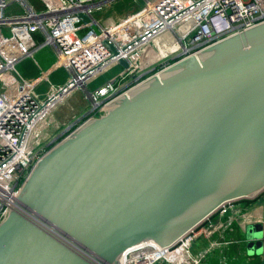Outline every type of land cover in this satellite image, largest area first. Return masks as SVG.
<instances>
[{
	"label": "water",
	"instance_id": "water-1",
	"mask_svg": "<svg viewBox=\"0 0 264 264\" xmlns=\"http://www.w3.org/2000/svg\"><path fill=\"white\" fill-rule=\"evenodd\" d=\"M263 190L264 21L152 74L48 147L0 221V264H117ZM244 233L246 253L264 256L263 224Z\"/></svg>",
	"mask_w": 264,
	"mask_h": 264
},
{
	"label": "built area",
	"instance_id": "built-area-1",
	"mask_svg": "<svg viewBox=\"0 0 264 264\" xmlns=\"http://www.w3.org/2000/svg\"><path fill=\"white\" fill-rule=\"evenodd\" d=\"M37 1L40 6L35 8L30 0H0V221L14 206L30 168L55 140L44 142L53 110L73 91L85 89L87 82L121 64L120 59L126 62L116 77L85 89L89 105L63 133L82 118L103 114L114 99L173 62L264 21L261 0H145L139 9L103 22L92 15V10L104 6L100 0ZM166 32L169 37L162 44L166 53L148 62L140 48L158 52L155 40ZM36 33L42 40H36ZM46 45L55 48L54 63L41 68L35 78L24 79L15 64ZM59 67L69 71L67 81L50 84L41 99L35 86ZM233 202L215 212L223 213ZM205 221L170 246L150 241L133 246L117 264H205L209 251L222 242L210 240L197 249L202 236L208 240L218 230ZM258 222L263 224L264 241V220Z\"/></svg>",
	"mask_w": 264,
	"mask_h": 264
},
{
	"label": "rangeland",
	"instance_id": "rangeland-1",
	"mask_svg": "<svg viewBox=\"0 0 264 264\" xmlns=\"http://www.w3.org/2000/svg\"><path fill=\"white\" fill-rule=\"evenodd\" d=\"M264 6V0H261ZM30 2L34 5L35 8L40 6V3L37 0H30ZM145 3V0H112L104 5L101 9L92 10V15L98 21H105L106 19L113 18L118 19L124 14L134 11L142 7ZM18 4L13 5V7H17ZM22 8H20L21 11ZM6 32V29H4ZM55 57L52 53L47 51V47H43L32 57H26L18 63L15 64L16 70L19 74L22 75L24 79H31L35 76L36 71L40 70L44 66L49 67L52 63H54ZM124 68L121 64H115L105 70L103 73L93 78L90 82H87L85 89L91 90L98 84L104 83L107 80H110L116 77ZM70 73L64 67H59L53 70L49 74L48 80H42L35 86V91L39 95L41 99H45L47 95L48 88L50 84L53 85H62L67 81ZM33 79V78H32ZM83 88H79L73 91L61 104H59L53 110V120H51L52 126H49L47 131V136L45 137L44 142L48 143L51 138H55L53 142L48 144L45 151L52 144L57 142L61 137L66 135L70 130H72L76 125H78L82 120L80 119L75 126L70 127L68 131L64 132V128L73 124L74 120L81 116L83 111L87 109V105L89 102L86 98V91ZM205 245V244H204ZM203 245V246H204ZM202 246V247H203ZM256 255V254H254ZM208 256V255H207ZM257 257L259 255H256ZM254 257V258H257ZM256 262V261H255ZM254 261L251 264L255 263ZM205 264H211L210 262H205Z\"/></svg>",
	"mask_w": 264,
	"mask_h": 264
},
{
	"label": "crops",
	"instance_id": "crops-1",
	"mask_svg": "<svg viewBox=\"0 0 264 264\" xmlns=\"http://www.w3.org/2000/svg\"><path fill=\"white\" fill-rule=\"evenodd\" d=\"M35 38L37 41H40L43 37L40 33H36ZM43 47H47V51L56 57L53 46L46 45ZM43 47L39 48L36 53ZM45 68L47 67L44 66L42 69ZM37 74L38 70L32 78H35ZM262 220H264V190L253 198L235 200L233 205L223 213L214 212L209 220H206L204 223L206 225L208 223L211 224L212 230L216 227H218V230L214 231L208 240L206 236H202L199 239L197 249L208 246L210 240L222 241L215 249L213 248L214 250L209 251L205 262H210L211 264H251L253 261H256L254 264H264V256L257 257L254 254L248 255L246 253L244 233L247 223ZM220 224H223V226H218Z\"/></svg>",
	"mask_w": 264,
	"mask_h": 264
},
{
	"label": "bare ground",
	"instance_id": "bare-ground-1",
	"mask_svg": "<svg viewBox=\"0 0 264 264\" xmlns=\"http://www.w3.org/2000/svg\"><path fill=\"white\" fill-rule=\"evenodd\" d=\"M169 33H163L162 35H160L155 41L158 45L159 51L156 52H152L151 49L149 47H144V48H140V52L142 55H146V58L148 60V62H152L154 60H156L157 58L163 56L167 50L164 49L163 47V42L168 39ZM51 116V115H50ZM53 116V115H52Z\"/></svg>",
	"mask_w": 264,
	"mask_h": 264
}]
</instances>
